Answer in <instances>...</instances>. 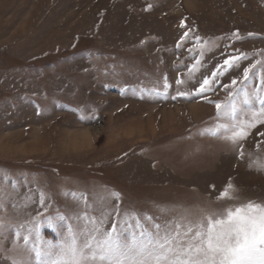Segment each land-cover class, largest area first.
<instances>
[{"label":"rangeland","instance_id":"rangeland-1","mask_svg":"<svg viewBox=\"0 0 264 264\" xmlns=\"http://www.w3.org/2000/svg\"><path fill=\"white\" fill-rule=\"evenodd\" d=\"M230 57L240 59L199 93ZM257 60L264 61V0H0V77L19 70L34 98L87 111L82 122L56 113L31 117L28 133L22 122L4 132L14 142L4 135L0 144V217L11 222L0 231V264H11L17 229L44 246L61 240L74 212L100 217L105 189L119 193L107 209L160 224L175 209L216 200L228 183L240 200L214 206L264 204V125L243 142V158L203 134L216 122L215 104L228 100L222 85L236 79L240 88ZM70 75L68 93L58 91ZM73 192L87 201L77 203Z\"/></svg>","mask_w":264,"mask_h":264},{"label":"snow or ice","instance_id":"snow-or-ice-1","mask_svg":"<svg viewBox=\"0 0 264 264\" xmlns=\"http://www.w3.org/2000/svg\"><path fill=\"white\" fill-rule=\"evenodd\" d=\"M200 55L203 56V51ZM239 59H225L209 78L202 80L198 92L210 90L221 70L232 68ZM255 79L261 87L249 90L246 82ZM242 81L240 88L235 87L236 79L230 86L222 85L231 89L228 100L215 104L216 122L203 130L210 138L230 143L241 158L245 155L243 142L253 129L264 125V61L257 60L245 68ZM169 87L165 77L164 88ZM257 135L264 137V131ZM261 143L264 140L257 143V148ZM237 192L228 183L216 200L175 209L170 213L171 219L160 224L154 217L147 214L141 217L135 210L107 209L112 199L119 202V193L105 189L99 197L104 203L100 217L74 212L69 219L75 223L67 225L61 240L46 242L44 246L30 242L31 230L22 235L17 229L11 248L13 255L7 258L11 264H264V204L246 201L214 206L221 200L239 201ZM5 194L0 187V198ZM71 195L77 203L87 201L84 193ZM105 219L111 221L108 227ZM10 223L0 217V231Z\"/></svg>","mask_w":264,"mask_h":264},{"label":"crops","instance_id":"crops-1","mask_svg":"<svg viewBox=\"0 0 264 264\" xmlns=\"http://www.w3.org/2000/svg\"><path fill=\"white\" fill-rule=\"evenodd\" d=\"M82 67L83 65L75 67L76 72L74 74L76 76L79 74V69H83ZM20 75L21 72L19 70L12 69L11 71H8L6 75L3 74V76L0 77V93L2 94L0 99V144H5V136H10L13 141L14 136H12V134L5 135L4 132L8 133L7 131L15 130L17 125L21 122L24 124L23 131L27 133L30 132L33 128H31L27 123L31 122V117L39 118L58 113L60 115L74 116L79 119V122L83 121L82 117L87 111L84 112L82 109H77V105L76 108H71L67 105L69 102L63 99L51 98L49 102H42L40 101V98H34L32 96L33 85H30L29 83L31 78H29V80L25 79V82H20ZM32 78L35 79L34 77ZM72 79V75L67 78L64 77V79L61 77V85L58 88V91L68 93L65 86L67 84L73 85ZM72 89L76 90L73 86L71 90ZM56 90L57 88H55L54 92H56ZM76 95L77 94L75 93V96ZM123 97L124 96L121 95L119 99H124ZM104 104V101H102V107H105ZM72 106L74 105L72 104ZM96 109L98 110V108Z\"/></svg>","mask_w":264,"mask_h":264}]
</instances>
